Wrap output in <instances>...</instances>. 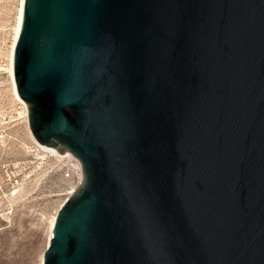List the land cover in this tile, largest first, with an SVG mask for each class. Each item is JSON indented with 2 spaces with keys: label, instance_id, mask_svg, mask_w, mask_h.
Returning a JSON list of instances; mask_svg holds the SVG:
<instances>
[{
  "label": "water",
  "instance_id": "1",
  "mask_svg": "<svg viewBox=\"0 0 264 264\" xmlns=\"http://www.w3.org/2000/svg\"><path fill=\"white\" fill-rule=\"evenodd\" d=\"M13 79L82 174L43 264H264V0H24Z\"/></svg>",
  "mask_w": 264,
  "mask_h": 264
},
{
  "label": "rangeland",
  "instance_id": "2",
  "mask_svg": "<svg viewBox=\"0 0 264 264\" xmlns=\"http://www.w3.org/2000/svg\"><path fill=\"white\" fill-rule=\"evenodd\" d=\"M19 0H0V264H39L48 221L74 186L50 174L32 151L7 75ZM76 187V186H75Z\"/></svg>",
  "mask_w": 264,
  "mask_h": 264
},
{
  "label": "built area",
  "instance_id": "3",
  "mask_svg": "<svg viewBox=\"0 0 264 264\" xmlns=\"http://www.w3.org/2000/svg\"><path fill=\"white\" fill-rule=\"evenodd\" d=\"M31 147L34 157L41 163H45V165L49 166L51 176H59L62 180L72 181L75 186H79L82 174L80 165L75 158L68 153L59 154L53 150H51L52 153H50L37 143H32Z\"/></svg>",
  "mask_w": 264,
  "mask_h": 264
},
{
  "label": "bare ground",
  "instance_id": "4",
  "mask_svg": "<svg viewBox=\"0 0 264 264\" xmlns=\"http://www.w3.org/2000/svg\"><path fill=\"white\" fill-rule=\"evenodd\" d=\"M23 1L24 0H19V5H18V10H17V16H16V22H15V26H14V32H13V37H12V42L10 45V49H9V53H8V64H7V75L9 76V80H10V86H11V91H12V95L14 100L20 105V109L22 110V118L25 119L26 125H27V130H28V135L29 138L31 140L32 143L36 144L29 132L28 129V115H27V110H26V106L25 104L18 98L17 93H16V89H15V85H14V79H13V49H14V44L16 42V39L18 37V33L21 27V22H22V8H23ZM44 150H47L48 152L52 153L51 150H48L47 148H44ZM78 185V184H77ZM77 189V186L75 187L72 186L66 193H65V198L63 199V201L60 203L59 207H58V211L61 208V206L65 203V201L74 193V191ZM58 211L56 212V214H54L53 216L50 217L49 221H48V237H47V241H46V247L48 245V241L51 238V230H52V226H53V222L55 220V217L58 213ZM45 247V249H46ZM45 251V250H44ZM43 254L42 253L41 257H40V263L39 264H43Z\"/></svg>",
  "mask_w": 264,
  "mask_h": 264
}]
</instances>
